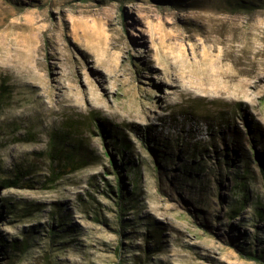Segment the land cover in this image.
I'll list each match as a JSON object with an SVG mask.
<instances>
[{
	"label": "rangeland",
	"instance_id": "1",
	"mask_svg": "<svg viewBox=\"0 0 264 264\" xmlns=\"http://www.w3.org/2000/svg\"><path fill=\"white\" fill-rule=\"evenodd\" d=\"M235 1L0 0V264H264V0Z\"/></svg>",
	"mask_w": 264,
	"mask_h": 264
},
{
	"label": "trees",
	"instance_id": "2",
	"mask_svg": "<svg viewBox=\"0 0 264 264\" xmlns=\"http://www.w3.org/2000/svg\"><path fill=\"white\" fill-rule=\"evenodd\" d=\"M243 4H245L244 1H243ZM234 5L235 6H241L242 4L240 2H238V0H237V1H235V4ZM242 6H244V5H242ZM101 128H102V126H101ZM69 161H70V163H69ZM69 161H68V164H69V167L70 168H74V167L78 166L77 161L75 160V158H74L73 155L70 156ZM116 185H117V191L116 192H117L118 198H119V201H118L117 204H118V206L120 208L121 207L124 208L123 201H124V199H126V194H125L126 193V189H125V184H124L123 176L121 175V172L118 171V169H117V173H116ZM15 246H17V245L12 244V247H15Z\"/></svg>",
	"mask_w": 264,
	"mask_h": 264
}]
</instances>
